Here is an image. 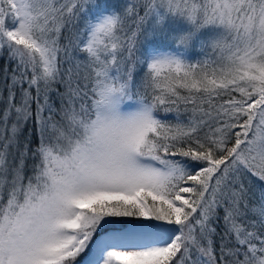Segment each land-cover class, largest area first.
<instances>
[{"label":"snow or ice","instance_id":"snow-or-ice-1","mask_svg":"<svg viewBox=\"0 0 264 264\" xmlns=\"http://www.w3.org/2000/svg\"><path fill=\"white\" fill-rule=\"evenodd\" d=\"M4 54L0 264H264V0H0Z\"/></svg>","mask_w":264,"mask_h":264},{"label":"trees","instance_id":"trees-1","mask_svg":"<svg viewBox=\"0 0 264 264\" xmlns=\"http://www.w3.org/2000/svg\"><path fill=\"white\" fill-rule=\"evenodd\" d=\"M143 12H141L142 14ZM69 33L68 32H65V35H68ZM63 42V41H62ZM5 67H7L8 69V72L9 74L11 73V69L15 67V62H9L7 60V55L4 54L2 56H0V87H3L4 86V79H3V76H4V69ZM25 87H27V85H25ZM62 90V88L60 89ZM33 94H35L34 90H33ZM4 95L7 96V91L5 90L4 91ZM19 97V91L17 90V98ZM51 102L54 104V106L56 108H59L60 106V101L59 99L56 97V95L53 93L52 96H51ZM33 107V110H35V104L32 105ZM4 108V104L2 102H0V110H2ZM47 115V113H45ZM58 118V117H57ZM169 119H171V116H169ZM34 129V123L33 121H29L28 124L25 126V129L23 131V133L21 134L20 136V141L21 143L24 142L25 138L29 136V133ZM31 140H32V144H31V147L35 148V145H36V141H37V137L36 135L32 134L31 136ZM9 159L11 160V157H9ZM29 165L27 164V174H31V166H32V159L29 158ZM253 184H254V191L257 192L258 194V189L264 185H261L258 181H255L253 180ZM221 216L223 215V212L221 210ZM221 227H222V221H221ZM217 231H220V228L217 229Z\"/></svg>","mask_w":264,"mask_h":264},{"label":"rangeland","instance_id":"rangeland-1","mask_svg":"<svg viewBox=\"0 0 264 264\" xmlns=\"http://www.w3.org/2000/svg\"><path fill=\"white\" fill-rule=\"evenodd\" d=\"M101 3H106L109 6L115 5L117 8L119 7L120 4L124 2V0H99ZM141 12H143V9H141ZM143 14V13H142ZM82 26V25H81ZM197 58L196 54H194L193 59ZM139 75V74H138ZM63 91V88L62 90ZM27 164L29 165V160L27 161Z\"/></svg>","mask_w":264,"mask_h":264}]
</instances>
